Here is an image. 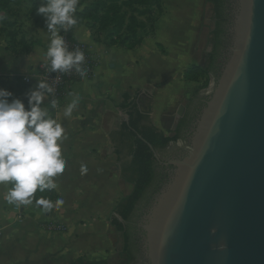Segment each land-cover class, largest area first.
<instances>
[{
  "label": "crops",
  "instance_id": "1",
  "mask_svg": "<svg viewBox=\"0 0 264 264\" xmlns=\"http://www.w3.org/2000/svg\"><path fill=\"white\" fill-rule=\"evenodd\" d=\"M156 24L154 34L134 49L112 44L106 35H96L86 25L75 26V38L90 47L98 63L93 79L72 84L62 104L50 109L68 137L62 146L66 167L55 178L58 188L53 189L64 203L49 213H41L33 203L23 206L19 215L15 205L3 200L12 185H0V264H109L121 234L114 226L119 217L116 207L134 191V185L122 177V168L132 161L131 145L123 136L124 114H128L123 105L149 112L153 125L174 137L191 106L207 94L199 89L201 80L184 77L186 70L201 66L209 55L205 45L195 42L188 49L193 61L174 59L161 43L150 42ZM84 29L87 36L77 37ZM29 31L25 39L16 40L17 45L0 49V80H15L26 92L39 79L26 84L23 78L35 74L50 43L45 20ZM70 93L78 94L80 102L67 119L63 110L73 99ZM49 101L47 97L44 106L50 107ZM82 164L87 166L84 174ZM122 250L123 243L119 257Z\"/></svg>",
  "mask_w": 264,
  "mask_h": 264
},
{
  "label": "water",
  "instance_id": "2",
  "mask_svg": "<svg viewBox=\"0 0 264 264\" xmlns=\"http://www.w3.org/2000/svg\"><path fill=\"white\" fill-rule=\"evenodd\" d=\"M230 16L221 76L140 225L148 264H264V0H233Z\"/></svg>",
  "mask_w": 264,
  "mask_h": 264
},
{
  "label": "clouds",
  "instance_id": "3",
  "mask_svg": "<svg viewBox=\"0 0 264 264\" xmlns=\"http://www.w3.org/2000/svg\"><path fill=\"white\" fill-rule=\"evenodd\" d=\"M80 0H43L37 14L45 18L50 43L44 59L50 65L52 73L75 71L81 79L87 77L82 67L85 56L80 49L69 51L61 33H67L77 25L74 15ZM7 19L6 13L0 12V23ZM55 89L44 81H38L35 88H30L24 95L27 107L13 92L0 87V185L12 187L3 195L9 205L29 206L35 200V206L41 213H49L64 203L57 199L54 203L47 198H35V193L58 188L55 178L66 167L62 146L67 140L65 128L53 118L50 109L58 106L53 98L44 106L48 96ZM73 99L63 110V117L70 119L78 107L80 97L70 93ZM87 172V166L81 165V173Z\"/></svg>",
  "mask_w": 264,
  "mask_h": 264
},
{
  "label": "trees",
  "instance_id": "4",
  "mask_svg": "<svg viewBox=\"0 0 264 264\" xmlns=\"http://www.w3.org/2000/svg\"><path fill=\"white\" fill-rule=\"evenodd\" d=\"M26 0H0V12L6 13L11 6H21ZM86 3L87 0H82ZM121 0H101L100 2L85 4L84 8L75 13L78 20L77 25H86L90 30L94 31L88 24L91 21H96L95 13L100 9L106 7V3L110 2L114 4V8H117V3ZM157 0H128V4L137 7V12L141 15H152L150 9V3ZM32 5L35 6L36 2L32 0ZM214 6L215 12V29L213 35V50L208 55V62L206 67L203 68L198 65H194L186 70L184 77L188 81L199 82L202 78L207 76H213L215 79H219L226 61H222L221 50L225 45V29L224 24L228 17L227 4L228 0H207ZM37 6V5H36ZM160 12L153 20L150 31L144 35L150 36L155 32V24L162 16L163 11L159 5ZM116 10H109L105 15L106 28L111 30L106 34L107 40L112 44H119L128 49H134L141 45L144 37L138 36L136 29H130L127 36L122 37L123 22L118 21ZM151 17V16H150ZM95 23V22H94ZM17 40V35H13V41ZM128 96L125 97L127 101ZM123 108L128 111L130 116L129 125L125 124L123 127L124 137H127L130 143L132 161L122 168V177L125 181L134 185L133 193L124 198L116 207V214L122 219L120 222L118 219L114 220V226L117 231L122 234L123 240V262L121 264H133L136 260L135 243L133 229L131 223L136 217L139 207L143 203H147L152 195H156L162 188L163 174L157 170L158 162L154 157L149 145H151L157 151H163L169 147L173 142L183 138V131L185 130L188 120L187 116L183 119L179 125V128L174 137H167L162 131L156 128L151 119L149 112H140L139 109L134 106L123 105ZM142 138H140V137ZM47 198L53 203L58 199V195L54 190H46L41 193L39 190L35 193V198ZM35 204V200L33 202ZM80 264H106L105 262L98 263H83Z\"/></svg>",
  "mask_w": 264,
  "mask_h": 264
},
{
  "label": "rangeland",
  "instance_id": "5",
  "mask_svg": "<svg viewBox=\"0 0 264 264\" xmlns=\"http://www.w3.org/2000/svg\"><path fill=\"white\" fill-rule=\"evenodd\" d=\"M36 5H32V0H26L21 6H11L7 10V19L0 23V49L12 48V45L16 44L17 41L12 43L13 35H17V39H25L30 34V26L38 24L45 20L42 15L37 14V9L43 2V0H33ZM101 0H87L84 3L80 0L78 10H82L85 4H92L100 2ZM109 1V0H108ZM163 11V16L159 19L156 24L155 36L150 38V42L156 40L165 46L171 53L174 59L181 60V57L185 61H193V56L189 55V48L196 42L197 44H204V52L212 53L213 50V31L215 29V12L214 6L208 3L207 0H157L150 3V9L152 15L144 14L141 15L137 12V7H133L128 4V0H121L117 3V8H114V4L107 2L106 7L100 9L95 13L96 21H91L88 25L93 27L95 34L104 36L108 34L111 28L104 27L105 17L104 15L109 10H116L118 21L123 22V29L121 36H127L129 34L128 28L136 29L138 36L144 37L151 28L153 20L160 12V7ZM151 16V17H150ZM37 21V23H36ZM95 22V23H94ZM25 34V35H24ZM86 37L87 30H83L77 37ZM20 39V40H21ZM187 52V53H186ZM183 54V55H182ZM186 55V57H184ZM195 62L192 63V65ZM181 65V64H180ZM213 76H205L199 82L201 85L199 89L201 93H206V90L214 82ZM0 87L5 88L13 92L14 96L20 98L27 104L25 97V89L21 83L12 81L0 80ZM205 89V90H204ZM191 105V104H189ZM115 217V216H114ZM122 236L117 235L116 238V249L113 256L108 258L109 264H120L123 262V256L119 257V252L122 249Z\"/></svg>",
  "mask_w": 264,
  "mask_h": 264
},
{
  "label": "flooded vegetation",
  "instance_id": "6",
  "mask_svg": "<svg viewBox=\"0 0 264 264\" xmlns=\"http://www.w3.org/2000/svg\"><path fill=\"white\" fill-rule=\"evenodd\" d=\"M232 4H233V0H228V4H227L228 17H227L226 22L224 24L225 45H224V48L221 50L222 61H226L228 54L231 50V37L229 34V30H230V26H231L230 13L232 11ZM200 104H198V102H195L190 108L189 114L187 116L188 124H187L185 130L183 131V138H182L183 144L187 143V140L189 138L192 126H193L195 120L197 119V117L200 113V110L202 109V106ZM179 125H178V128H179ZM178 128H177V130H178ZM163 151L161 152L162 153L161 161L160 162L157 161L158 162L157 170H159V172L161 171V173L163 174L162 181H163V184H165L168 180V177L171 174V171L173 170V168L171 166H166V164L171 160L180 159L184 153V149H182L180 147H176V146H173V147L170 146L169 149L166 148L165 151L164 152ZM154 197L155 196L152 195L147 203H143L139 207L137 215L133 219V222L131 223V227L133 228V229H131V231H133L134 243H135V247H136L135 248L136 260L133 264H148V262L145 260V257H144L143 243H142L144 233L141 231L140 225H141V222L143 221L144 216L147 214Z\"/></svg>",
  "mask_w": 264,
  "mask_h": 264
},
{
  "label": "built area",
  "instance_id": "7",
  "mask_svg": "<svg viewBox=\"0 0 264 264\" xmlns=\"http://www.w3.org/2000/svg\"><path fill=\"white\" fill-rule=\"evenodd\" d=\"M74 28L75 26L72 29H70L67 33L62 32L61 35L64 37L69 51L80 49L84 53L85 61L82 67L87 71L86 78L81 79L79 74H77L74 70L69 73H59V72L52 73L49 70L50 65L48 64V62H46V60L43 61L39 65L35 74H31L23 78V82L26 84L31 83V79L36 77L39 79V81H44L48 83L51 87H53L55 89V92L53 95L48 96V97H49V100L53 98L58 100V106L56 108H58L62 104L72 84L76 82L84 81V80H91L95 77V70H96L98 60L87 44H84L75 38ZM22 207L23 206L14 207V209L16 210V212L19 213V215H21L20 210ZM1 237H2V232L0 230V238Z\"/></svg>",
  "mask_w": 264,
  "mask_h": 264
}]
</instances>
